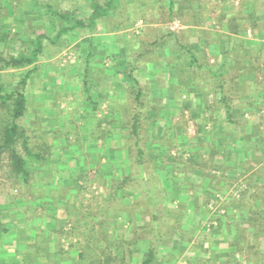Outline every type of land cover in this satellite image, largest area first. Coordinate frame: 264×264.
<instances>
[{"label":"crops","instance_id":"0c3cea01","mask_svg":"<svg viewBox=\"0 0 264 264\" xmlns=\"http://www.w3.org/2000/svg\"><path fill=\"white\" fill-rule=\"evenodd\" d=\"M197 6L198 14L193 25L200 28L217 23L222 31L209 34V31L205 30L204 35H198L186 43H177L187 53V60L183 62L185 64L180 75H188L190 71L185 73L184 69L190 66L193 68L194 64L205 73V80H199L200 83L197 80V85H195V79L190 81L184 78L182 89L188 92V96L183 95V98L185 103L188 101L187 106L191 107L192 104L194 108L197 107L204 111L200 119L205 118L210 121V124L221 125L214 127L212 135L207 137V142L214 141V152L210 153L208 150L207 154L213 155L212 164L219 165V169L209 170L210 174L218 178L226 169L234 176L244 177L246 175L247 184L253 187V185L262 183L259 177H253L251 183L248 178L260 168L264 170V161L258 162L256 157L263 159L264 131L259 135L255 133L250 135L249 131L225 133L222 125H225L223 123L231 124L234 120L240 121V119L244 120L243 122H249V117L258 112L260 115L258 118H253L254 122L264 124V107L260 109L256 101L258 98L261 99L260 96L264 91V0H243L240 5L241 13H238V10L232 11L225 4H219L215 9L199 4ZM247 29L251 32L250 37L245 35ZM188 34L189 32L186 33ZM86 36L87 53H92L90 58L92 72L87 70L85 73L89 75L93 74L94 69L97 68L94 64L98 63L97 60L101 58V55H95L92 45L95 43V34ZM101 38H107V41L104 42ZM108 38L113 41H109ZM99 39L101 42H98V45L109 48L111 42L119 43L122 37L120 32H113V34L102 33ZM192 49L199 52L203 64L194 63L197 57L191 54ZM202 53H204V58H202ZM173 54H170V60L175 58ZM209 61L214 63L211 70L207 69ZM236 61H243V67L236 66ZM155 64H160L158 59L151 66V71L155 74L161 72L169 76L178 74L179 69L176 64L169 62L164 66L159 65L161 67L159 69H156ZM116 69L118 68H109L105 74L107 77L111 76V80L114 78L118 80L121 74L117 73L118 70L115 72ZM76 74L80 80V71ZM212 76L213 79H210L209 77ZM166 83L171 84L170 81ZM123 84H118V87L113 86V93L122 90ZM169 85L159 88L155 84L152 91L154 97L162 98L164 107L172 108L175 107V95L167 94L173 91ZM82 88L79 85L76 91L71 90V92H76L77 96H81ZM110 90V84L103 83L99 89H96V94L93 93L91 97L90 94L88 97L84 94V100L76 99L79 101L73 103L74 110L68 111L65 116L62 115L64 123L78 126L79 137H76V140L72 134L68 133L66 136L60 133L55 138H61V140H52L54 150L44 157L46 166L43 168V173H40L43 175L40 176L43 184L41 188L39 187L40 189L42 186L52 189L43 188L41 195L32 197L30 200L6 198L5 208H1L4 204L0 203V210L4 209L1 213H5L6 218L4 219L5 236L9 237V240H3L0 244V255H5L4 260L7 263L1 259L0 262L3 264H79L78 260H82V264H140L143 253L153 249L155 256L152 264H221V261L227 258V253L234 252L235 249L230 247L229 243L235 242L238 232L233 230L232 228L235 227L231 225L230 233L225 236L227 232H223L229 229L223 227L226 226L223 220L217 222L213 218L217 213L214 215L209 211V207L208 210L206 209L205 204L208 203V199H203L204 205L202 204L201 213L198 215L189 213L186 222L183 221L184 223L176 228L173 227L165 203L174 201L181 204H193L197 202L194 199L196 200L198 193L196 189H194L195 193H191L194 185L186 179L187 176L181 173L178 175L175 173V177L171 180L168 165L157 166L153 171L148 169L144 163L141 167L134 165L130 172L134 171L135 174L129 175L126 172L125 178H129L130 181L136 180V184L125 185L127 187L123 189L124 191L121 190L118 196L103 195L90 200L88 192L90 193L95 188L91 185V180L98 174L102 178H109L112 172L109 169L110 162L112 164L115 162L113 164L115 169H121L120 171L123 169V172L126 170L125 162L119 161L123 160L122 146L110 142L109 135L105 139L101 136V141L98 140L100 134L98 130L93 129L94 124L98 122L95 111L104 107L105 104L108 106L110 104L108 101ZM179 102L182 101L179 100ZM131 105L135 106L136 102ZM112 106L121 107L118 103ZM225 107L230 109L229 122ZM55 109H57L56 106H53L54 116H57L58 112ZM47 110L49 109L44 111V115L47 114ZM219 110L222 111V117H218ZM239 113L244 115L243 119L242 116H238ZM247 113H250L249 117ZM28 117L31 120L33 114L30 113ZM206 124L209 127V122ZM65 139L72 141L68 143ZM255 139L260 140L261 144L258 143V148L256 144L251 143ZM97 154L99 158L94 156ZM226 155H229V158L226 159ZM94 158L99 163L98 168L95 167L96 165L88 164V159L94 160ZM217 158L221 166L216 162ZM106 161L109 163H105ZM50 173L53 174L49 176V179L47 177ZM127 181L129 180L125 179L123 184ZM50 182H52L51 186ZM211 182L209 179L206 190L202 193L205 197H207L205 195L207 191H212L217 186ZM243 184L246 187L247 184ZM57 188L64 190L65 194H54L52 190ZM131 191L134 195H131ZM80 193L85 194L79 196ZM193 225L197 226L203 234L199 240L196 237L188 238L184 235ZM219 229L225 230L221 232ZM215 230H218L220 234L217 235L221 238V243L218 242L216 245L208 242L210 239L206 233L215 232ZM179 233L182 236L179 237ZM174 236L177 238H173ZM190 238L192 240H187ZM60 243H64L61 250ZM201 249L205 256L201 253ZM210 253H212L211 256ZM213 256L217 261L212 260ZM106 259H108L107 263H105ZM10 260L12 261L8 262ZM223 263L226 264V261Z\"/></svg>","mask_w":264,"mask_h":264},{"label":"rangeland","instance_id":"374dc122","mask_svg":"<svg viewBox=\"0 0 264 264\" xmlns=\"http://www.w3.org/2000/svg\"><path fill=\"white\" fill-rule=\"evenodd\" d=\"M92 1L101 2L102 0H0V31L5 34V37L0 39V56L5 59H8L9 56L12 55L15 56L23 48L26 49L30 45V42L38 35H44L42 40L43 51L35 64L36 71L31 75L25 87V94L27 97L26 111L17 121L25 130L29 151L37 155H43L45 149L48 150L52 148V152L54 150L52 140H61V138H55L60 133L66 136L69 133L74 135L75 139L76 137L78 138V126L72 123H69V125L64 123L62 115L65 116L68 111L74 110L75 107L73 103L84 100L83 97L85 92L82 89L81 96H77L76 92H71V90L76 91L79 85L82 87L84 77L87 87L91 89L89 92L91 97L93 93L96 94V89H99L103 83H108L111 86L108 100L110 104L109 106L105 104L104 107L95 111L98 122L94 124L93 129L95 131L98 130L100 134L98 140L101 141V136L105 139L109 135L108 138H110V142L122 146L124 155L123 160L121 161L120 159L119 161L121 163L125 162L124 166L126 170L125 172H123V169L122 171H120L121 169L117 170L115 169V165H113L115 162L112 164V162L109 163L106 161L105 163H109V169L112 171L109 177L110 179L105 177L102 178L99 174L93 178V180H91V185H94L95 188L90 193L88 192L89 198L92 200L96 197H102L103 195H113L115 197L120 195L121 190L124 191L123 189L127 187H125V185L132 183L136 184V180H131V182L129 178H125L126 172L129 175L135 174L134 171L130 172V170H132L136 164L133 163L132 157H130L127 152V148L128 150L130 148L124 147L127 146L125 137L129 136L130 125L124 115V106H127L128 102H130V105H128L130 107L128 108L132 107L131 104L135 102L133 99L134 91H130V86L125 83L121 76L117 78L118 80L115 78L112 79L115 85L111 82V76L107 77L105 74L109 68L116 67L119 69L121 66V69L124 67L127 68V71H132L139 85L143 87V100L141 102L144 104L146 110H142L143 108H141L139 112L141 121L139 133L141 137L140 145L145 151L143 157L145 166L153 171L157 166L163 167L168 165L171 180L175 177V173H177L176 175L181 173L187 176L186 179H188L189 182L191 181L194 185V187L191 188L193 190L191 193H195L194 189H196L198 193L197 196L195 195L196 200L194 199V201L197 202L193 204H181L174 201L165 203L168 209L167 214L172 221L173 227L176 228V226L182 225L184 223L183 221L186 222V217L189 213H195L197 215L201 213V208L204 205L203 199L207 200L214 190L220 189L219 191H222V194L225 192L222 195V199L228 201L229 197L240 189L239 187L242 189L241 193L244 192V194L241 196L242 198L239 202H233L229 205L228 216H226L227 220H223V223H226V226L223 227L229 230L223 232L225 229H219V231L221 230L223 233L227 232L225 234L226 236L230 233L232 227L237 226L240 227V229L247 227V219L245 220V216L247 215L251 217V215L256 214V216L264 220V208L262 214H259L257 210V207L261 203H264L262 189H260L261 192H259V187H261L260 184H262L261 182L252 187L247 184L246 175L244 177L234 176L232 173H229V170L225 169L224 171L222 169L223 172L221 176L217 178L214 174H210L209 172V170L214 168L219 169V165L212 164L213 155L209 156V154H207L208 152L211 153L214 147V141L207 142V137L212 135L214 127H220L221 125L210 124V121L205 118L200 119L204 111L197 107L194 108L192 104L191 107L187 106L188 101L185 103L183 95L188 96V92H184L182 89L184 78H188L190 81L195 79V85H197V80L198 83H200L199 80H205V73L200 67L194 64H203V61L199 57V52L197 53L195 49H192L190 52L196 55L197 61L193 63V68L190 66L188 69H184L185 73L190 71L188 75L185 76L184 74L181 76L182 67L185 64L183 62L187 60V53L177 45V43H186L190 41V39H195L198 35H204L203 32L205 30H208L209 34L212 32L214 33V31H222L221 26L217 23H211L207 27L202 26L200 27L202 30H198L200 28L193 25L198 14V11H196L198 9L196 8L198 4L201 6H209L212 9H215L219 4H225L227 8L232 11L238 10V13H241L240 5L243 0H173L175 2V13L172 15L171 19L167 14L169 0H123L121 1L122 7L113 16L114 22L112 21V23L118 25L116 29L112 32L110 30L106 32L102 27H98L101 30L98 31L99 33H95V43L92 45L95 50V55H101V58L97 60L98 63L94 64L97 68L94 69L93 74L87 75L85 74V69H88L90 73L92 72L90 70V62L86 65L84 60L85 54L87 53L85 43L88 32L74 31L70 34L57 37L58 31L64 26V21L58 18L53 13V10H65L69 12V14L74 12L77 18H82L90 13L88 9L90 5L88 2ZM47 3L52 7L48 9V7L45 6ZM138 7H140V9H137ZM113 32H120L122 39L119 40V43L115 41L111 42L109 48L107 46L103 47L102 45H98V42H101V40L104 42L107 41V38L99 39L102 33L113 34ZM188 32L189 34L186 35ZM199 32L201 33L199 34ZM245 32L247 37L251 36L249 29ZM108 40L110 41L111 38H108ZM170 54H173L175 58L170 60ZM202 55V58H204V53H202ZM157 59L160 64L154 65L156 69L161 68L159 65L164 66L171 62L177 65L179 69L178 74L176 76H169L165 72L158 74L153 73L151 71V66L153 63H156ZM209 63L207 69L211 70L214 63L213 61H209ZM242 64L243 61L235 62L236 66H242ZM26 69L27 68H4L0 63V84L5 92H10L16 88ZM77 71L81 73L80 80L79 76L76 74ZM209 78L213 79V76ZM166 81H170L171 84H167L168 82L166 83ZM121 83H124V88L113 93V86L118 87L117 85H121ZM155 84L159 88L169 85L173 91L170 93L167 92V94L169 96L172 94L175 95V107H164L161 101L162 98L159 97L158 99L153 96L152 88ZM194 87L197 88L198 86ZM46 95H48V98H46ZM260 97L261 99L259 100L258 98L256 101L261 109L264 107V91ZM87 100L88 99H86V101ZM179 100L182 102H179ZM38 102H41V104H38ZM115 103L120 104V106L123 104V107H118V112L112 113L114 107L112 104ZM184 103L185 106L182 107ZM53 106L57 108L55 109L58 112L57 116H54ZM80 106L83 108V104ZM154 108L161 109L160 118H156ZM46 109L49 110H47V114L44 115L43 113ZM11 111V101L4 105H0V141L4 128L11 121ZM105 112H107L106 115H104ZM30 113L33 114L31 120L28 117ZM247 115L249 117L250 113H247ZM259 115L258 112L252 115V117H249V122H243L244 120L241 121L240 119V121L234 120L231 124L223 123L225 124L222 125L224 126V132L249 131L251 133L250 135H254V133L258 135L262 134L264 131V124L254 122L255 120L253 119L254 117L258 118ZM238 116H242L243 119L244 115L239 113ZM218 117H222L221 110L218 111ZM57 119L58 121H56ZM208 122L209 127H207L206 124ZM115 135L117 136L114 137ZM66 141L70 143L72 140L69 141L67 139ZM157 141L158 143L160 141L164 146L162 148L159 147ZM19 143L20 140L18 141L16 150L20 155H24ZM251 143L256 144V147L258 143L261 144L260 140L256 139ZM130 151L133 152V150ZM8 155L9 153L7 151L0 154V203L4 204L1 205V208L6 207V198H9V200L18 198L30 200L32 197L41 195L43 188L47 190L52 189L43 186L42 189H40V186L43 184L40 177L42 174L40 175V173L44 171L43 168L46 166L44 157L48 155L43 156L41 159L35 158L28 161L29 177L26 181L12 171V165ZM94 156L99 158V154ZM215 156L217 155L215 154ZM256 157L259 162L261 157ZM96 158H94V160L88 159V164L92 166L96 165L95 167L98 168L99 163ZM225 158H229V155H226ZM262 158L261 162L264 161V155ZM215 160L221 166L219 158ZM52 174L53 173H50L47 178L50 179L49 176ZM162 174L164 175L165 173ZM125 179L129 181L123 184ZM209 179L217 186H215L212 191H207V194H205L207 197H205L202 193L206 190ZM243 183L247 184L246 187ZM51 184L52 182H50V186ZM119 186L122 187L120 188ZM52 191L57 195L65 194V191L60 188ZM50 193L53 194L52 192ZM84 194L85 193H80L79 196ZM131 195H134V192L131 191ZM199 198L201 201H199ZM238 203L250 206L252 210L249 211L245 209L242 211V214L241 212L238 214L239 216L237 214L234 215L236 212L235 206ZM2 211H4V209L0 211V244H2L3 240H9V237L5 236L6 226L4 219L6 218L4 217L5 213H3L4 215L1 213ZM231 225L232 227L230 228ZM127 227L129 226L127 225ZM232 229L235 230L236 228ZM217 231L218 230H215V232H206L209 235L207 237L210 239L208 242H214L215 245L218 242L221 243V238L217 235L220 233ZM184 235H187L188 238L191 236L196 237L199 240L203 234L197 226L193 225L190 226ZM225 236L222 237L225 238ZM173 238L177 237L174 236ZM241 238L242 237L238 235L235 241H241ZM187 240H192V238ZM201 253H203V249H201ZM229 253H227V258H225L226 264H235L239 259L238 252H235L232 258ZM247 253L254 255L246 257V262L240 260L241 264H263L264 238L253 244L252 248ZM204 254L205 253H203V256H205ZM211 255L212 253H210V256ZM4 257L5 255H0V259L6 262ZM214 257L215 256L210 258H212L213 261H217L214 260ZM11 261L12 260L8 262ZM225 261H221V264H225L223 263ZM0 264L3 263L0 262Z\"/></svg>","mask_w":264,"mask_h":264},{"label":"trees","instance_id":"16d2710c","mask_svg":"<svg viewBox=\"0 0 264 264\" xmlns=\"http://www.w3.org/2000/svg\"><path fill=\"white\" fill-rule=\"evenodd\" d=\"M121 1L123 0H102L101 2H93V1L88 2L90 5V7L88 8L90 10V13L87 16L85 15L82 18H77L74 12L72 14H69V12H66L65 10H57V9L53 10V13L58 18L64 21V26L58 31V34L56 36L59 37L61 35L70 34L74 31H78V32L86 31L88 32V34H91L92 36L93 34L98 33V31L101 30L99 29L100 27H102L103 30L106 32L107 31L109 32V30L112 32L113 30L116 29V26H118V25H114L115 23H112V21L114 22L113 16L122 7ZM174 5H175V2L173 0H169L167 14H168V17H170V19L172 18V15L175 13ZM45 6L48 7V9L52 7L48 3ZM4 37H5V34L0 31V39ZM43 38H44V35L42 34L38 35L35 39H33L30 42V45L26 49L23 48L17 55L9 56L8 59H5L2 56H0V63L3 65L4 68H9V69L27 68L14 90H11L10 92H5L2 85L0 84V105H4L9 101H11V104H12L11 121L4 128L2 138L0 141V154L6 151L9 153L8 156H9L10 163L12 165V171L18 176H20L22 179H24L25 181L28 180V177H29L28 161L30 159H35V158L41 159L43 156L48 155L52 149V148L48 149L46 150V152L44 150L43 155H37V154H33L32 152H30L28 148L27 137L25 135V130L17 123V121L24 115L26 111L27 97L25 94V87L31 75L36 71L35 64L38 61L39 56L43 51V45H42ZM91 57H92V53L85 54L84 60H85L86 65L89 64ZM87 70L88 69H85V72H87ZM116 71L117 73L121 74V78L125 81L126 84L130 86V91L131 92L134 91L133 99L135 100L136 105L132 106L131 108H128L130 107L128 105L124 106L125 107L124 115H125V118L127 119L128 124H130L129 134H128L129 136L125 137L126 138L125 142L127 143V146H124V147L130 148L129 150L127 148V152L129 156L132 157L133 163L141 167L142 164L144 163L143 157L145 154L144 149L140 145L141 137L139 133L140 127H141L139 112L141 108H143L142 110L145 109L144 104H142L141 102L143 100L142 98L143 97V94H142L143 87L139 85L136 77H134V75L132 74V71H127V68L123 67L121 70L116 69L115 72ZM82 87L83 88L86 87L85 89L83 88L82 89L84 90L85 94H87V97H88V94L91 89L90 87L89 88L87 87L84 77H83ZM118 110H119L118 107L114 106L112 109V113L118 112ZM154 111L156 112V118H158L160 115L161 109L154 108ZM225 112H226V117L229 122L230 109L228 107H225ZM106 114L107 112H105L104 115ZM19 140H20L19 146L22 148L24 155H20L18 151L16 150ZM158 146L162 148L164 145H162L159 141ZM130 150H133V152H131ZM261 161L262 160H259V162ZM253 177L255 178L259 177L262 179V184H260L261 187H259V192H261L260 189H262V194H264V170L260 168L256 172H253L248 178V181L250 183L253 181L254 179ZM219 190L220 189L214 190V192H212L209 195L208 203L205 204L207 210L210 204L213 206L215 210L213 211L212 209H209V211L214 213L215 215L217 213V215L213 217L217 222L221 220H227L226 216H228V210L230 208L229 205L232 204L233 202H239V200L242 198L241 196L244 194V192L240 193L238 198L231 196L229 197L228 201H225L226 199L221 198L225 192L222 194V191H219ZM216 195H219V197L217 198ZM235 208H236V212L234 213V215L236 214L238 215L240 212L242 214V211L245 209L249 211L252 210L250 206H246L243 203H238L235 206ZM263 208H264V203H261L257 207L259 214L263 213L262 212ZM220 210H223V212L219 214ZM245 220L248 223L247 227L240 229V227L235 226L236 228L235 231H238V235L242 237L241 238L242 240L237 241V242L231 241L229 243L230 244L229 246L235 249L233 253H229L231 258L234 256L235 252H238L239 254L238 256L239 259L235 262V264H241L240 260H244L246 262L247 260L246 257L253 256L254 254H250L247 252L252 248L253 244H255L256 242H259L261 239L264 238V220L261 217L256 216V214L251 215V217L247 215L245 216ZM203 230H206V229H203ZM179 236H182V235L179 233ZM209 243L212 244V242H209ZM59 247H60V250L63 249L64 243H60ZM154 256H155V251L153 249L143 253V257H142L140 264H152L154 261ZM78 262L79 264H82V260H78ZM107 262H108V259H106L105 263Z\"/></svg>","mask_w":264,"mask_h":264},{"label":"built area","instance_id":"2783aa9c","mask_svg":"<svg viewBox=\"0 0 264 264\" xmlns=\"http://www.w3.org/2000/svg\"><path fill=\"white\" fill-rule=\"evenodd\" d=\"M240 189H238L236 192H234L233 193V197H235V198H238L239 197V194L241 193V187H239ZM239 192V193H238ZM216 197L218 198L219 197V195H216ZM222 198V197H221ZM209 209H212L213 211L215 210L214 208H213V206L210 204L209 205ZM223 212V210H220V212L219 213H222Z\"/></svg>","mask_w":264,"mask_h":264}]
</instances>
